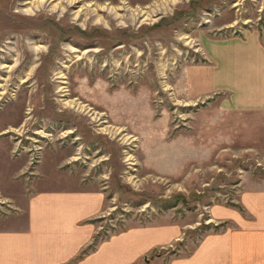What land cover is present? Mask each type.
<instances>
[{
  "label": "rangeland",
  "instance_id": "obj_1",
  "mask_svg": "<svg viewBox=\"0 0 264 264\" xmlns=\"http://www.w3.org/2000/svg\"><path fill=\"white\" fill-rule=\"evenodd\" d=\"M256 28L264 0H0V230L72 189L104 196L78 259L136 226L185 227L167 262L218 232L212 206L264 187V111L191 72Z\"/></svg>",
  "mask_w": 264,
  "mask_h": 264
},
{
  "label": "crops",
  "instance_id": "obj_2",
  "mask_svg": "<svg viewBox=\"0 0 264 264\" xmlns=\"http://www.w3.org/2000/svg\"><path fill=\"white\" fill-rule=\"evenodd\" d=\"M205 51L212 65L191 72L198 94L223 91L229 95L228 108L264 111V28L212 40ZM30 198L27 220L0 230V264H149L148 257L150 264H264V187L243 190L234 203L212 206L219 231L168 262L153 254L181 238L185 227L179 222L128 228L78 259L93 237L85 221L101 212L104 196L52 189L37 190Z\"/></svg>",
  "mask_w": 264,
  "mask_h": 264
}]
</instances>
